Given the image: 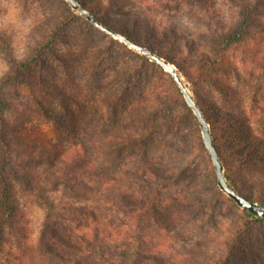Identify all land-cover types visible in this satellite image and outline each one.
Returning <instances> with one entry per match:
<instances>
[{
    "label": "rangeland",
    "instance_id": "obj_1",
    "mask_svg": "<svg viewBox=\"0 0 264 264\" xmlns=\"http://www.w3.org/2000/svg\"><path fill=\"white\" fill-rule=\"evenodd\" d=\"M86 1L90 3L91 0ZM94 1L97 8L93 10L96 15L101 14V19L109 29L112 27L119 33L128 32L142 45V39H145L177 63L188 79L178 72L183 83L208 119L225 116L231 117L233 121L245 117L250 125L262 133L264 14L262 18L259 15L264 13V5L259 8L261 12L252 13L246 38L226 51L220 63L209 65L204 64L203 59L213 61L218 39L237 27L244 8L242 0ZM143 21L150 24L146 31L144 25H139ZM49 40L50 50L36 54V49ZM132 53L137 52L93 27L65 0H0V102L3 103L0 119L7 124L6 131L13 144L12 157L19 158L28 153L30 146L25 141L33 144L36 147L33 157L40 158L25 163L27 172L33 173L36 182L43 184L48 195L56 201L59 198L60 201L79 203L82 195L69 193L65 184L58 181L55 175L59 173L65 177L66 171L59 165L51 164L45 153L38 152L39 145L49 146L59 139L65 144L72 142V133L43 120L36 103L60 110L61 117L70 128V116L62 109L75 112L81 109L89 113L87 120L85 117L76 119L75 115L74 122L78 127L92 118L100 125H109L117 119L111 118L104 106L100 107L101 86L113 81L111 76L114 68L119 69L121 81L128 67L134 64L145 66L147 70L142 68L145 77L135 78L138 80L135 98L142 93L145 95L147 84L151 85L152 82L163 99V106L168 105L167 110L177 115L170 129L157 130L156 143L147 149L159 168L151 188L165 194L199 196L215 206L213 211L205 205L202 206L204 209L194 213L183 211L173 214L171 232L162 233L166 239L157 243L160 257L168 264H188L189 261L197 262L206 253L219 255L222 249L220 242L225 237L221 232L225 227L232 228L236 224L241 209L234 207L224 194L218 197L217 204L212 201L216 194L211 183L212 165L208 163L204 152L195 147V138L198 131L200 135V130L192 111L188 107L190 112L185 111L178 90L166 73L155 63H146L139 57L145 56L138 53L139 56H134ZM36 56L43 64L39 61L26 70L23 65H31V58ZM86 57L94 60L90 73L80 70L78 66ZM95 59H98L99 65ZM13 70L16 71L13 77L25 81L27 85L24 82L17 83L14 79H10V83L4 82ZM107 91L104 89V92ZM97 108L99 111H95ZM146 122L144 119L140 121L141 124H150ZM112 125L104 132L99 131L98 135L116 131L113 128L116 124ZM162 158L164 165L160 166ZM125 166L131 168L133 162L127 161ZM263 172L262 163L250 169L246 173V184L253 190L264 187V181L261 180ZM125 181L131 180L125 178ZM119 183L117 181L114 189L121 185ZM114 189L110 199L118 207L121 205L119 191ZM13 200L29 245L36 246L43 209L34 199L25 200V206H22L24 201L18 195L14 194ZM113 218L116 224L130 223V219L118 212L117 208ZM126 231L139 233L134 224ZM154 243L152 241L151 246ZM243 244L245 264H264V221L252 226L244 235Z\"/></svg>",
    "mask_w": 264,
    "mask_h": 264
},
{
    "label": "trees",
    "instance_id": "obj_2",
    "mask_svg": "<svg viewBox=\"0 0 264 264\" xmlns=\"http://www.w3.org/2000/svg\"><path fill=\"white\" fill-rule=\"evenodd\" d=\"M76 1L97 20L103 24L106 23L101 19V14L96 15L97 13L93 10L97 8L94 0L90 3L86 0ZM183 1L191 2V0ZM242 1L244 8L236 24L237 27L218 39L216 57L211 62L210 59L204 58V64L220 63L224 58V53L231 47L237 46L248 35L252 13L255 14L260 11L259 8H263L264 0ZM263 14L259 15L260 18ZM262 22L264 23V17ZM139 25H144L146 31L148 30L147 25L150 24L143 21ZM110 29L117 33L120 32L112 27ZM120 34L142 45L140 40H135L130 33ZM142 42V46L172 64L187 79L173 59H168L163 51L148 44L145 39H142ZM50 45L49 40L39 46L36 54L42 50L49 51ZM132 55L139 56L137 53H132ZM139 57L146 63H153L146 57ZM83 60L81 64L78 63L79 69L90 73L92 71L90 66L94 60L88 57ZM39 61L43 64L37 56L32 57L31 65L23 66L27 70L29 66ZM95 63L99 65L98 59H95ZM142 68L147 70L145 66L136 64L128 67L121 81H119V69L114 68L111 76L113 81L103 83L104 85L101 86L103 88L99 95L101 96L100 107L104 106L111 118L116 117L117 119L109 125H100L92 118L83 126L78 127L74 122L75 115L76 119L85 117L87 120L89 113L81 109L76 112L62 109L70 116L69 121L72 123V128H70L66 125L65 119L61 117L60 110L50 109L41 103H36L38 113L43 120L61 129L66 128L72 133V142L65 144V141L59 139L57 143L49 146L38 144L40 146L38 152L45 153L51 164L59 165V168L66 171L65 177L60 176L59 173L55 175L59 178L58 181L65 184L69 193L82 195L83 198L79 203L70 200L60 201L59 198L56 201L48 195L43 184L36 182L35 175L27 172L25 163L29 164L40 158L33 157L36 152L33 144L25 141V144L30 146L28 153L19 158L12 157L13 144L6 131L7 124L0 119V264H168L161 259V251L157 243L166 239L162 233L171 232L173 214L183 211L194 213L204 209L202 206L205 205L210 208V211L214 210L215 206L202 197L165 194L151 188L159 168L154 162V156L149 155L147 149L156 143L157 130L170 129L177 115L167 110L168 105L163 106V99L151 81V85L148 83L145 88V95L142 93L135 98V90L138 89L136 79L145 77ZM14 73L16 71L13 70L4 82L10 83V79H14L17 83L24 82L27 85L25 81L13 77ZM104 89H108L107 93ZM29 95L34 98L32 93ZM180 100L185 111L189 113L190 110L181 95ZM2 106L3 103L0 102L1 109ZM202 113L209 122L210 137L217 151L226 182L250 201L264 205V187L258 182L260 187L253 190L245 182L246 173L250 169L259 167V163L264 164V120L261 122V133L250 125L245 117L235 118L233 121L231 117L225 116L221 119L210 120L204 111ZM143 119L150 124H141L140 121ZM113 123L116 124L113 127L116 131L105 133L102 136L98 135L99 131L104 132L105 129L113 126ZM176 126L177 123L174 129ZM195 147L204 152L206 159L209 160L199 131L195 138ZM127 161L133 162L131 168H126ZM208 163L211 161L209 160ZM159 164L164 165L163 158ZM210 171L212 173L211 183L216 190L212 201L217 204L218 197L223 196V193L216 185L212 166H210ZM125 178L131 181H125ZM261 180L264 181V172ZM117 181H120L121 185L114 189ZM113 189L119 191L118 200L121 205L118 207L110 199ZM14 194L24 201L22 206L27 203L25 200L34 199L43 209L36 246L29 245L19 211L12 203ZM226 201L230 200L226 199ZM233 205L239 208L234 203ZM116 208L124 217L130 219L129 224L125 222L116 224L113 218ZM261 221H264V218L241 210V216L236 224L232 228L225 227L221 232L225 237L220 242L222 249L219 255L206 253L197 262L187 263L245 264L243 237L255 223ZM132 224L139 233L133 234L126 231ZM152 241L155 242L153 246H151Z\"/></svg>",
    "mask_w": 264,
    "mask_h": 264
},
{
    "label": "water",
    "instance_id": "obj_3",
    "mask_svg": "<svg viewBox=\"0 0 264 264\" xmlns=\"http://www.w3.org/2000/svg\"><path fill=\"white\" fill-rule=\"evenodd\" d=\"M65 2L75 11H77L81 16H83L93 27L97 28L101 32L109 35L111 38L123 43L127 48L137 52L140 55L145 56L149 59V61L155 63L164 73H166L178 92L180 93L184 103L186 106L192 111L194 118L198 123V127L200 130L202 144L209 156V160L211 161L216 185L218 189L226 195L236 206H238L241 210H246L249 214L264 218V205H260L254 203L237 193L225 180L223 176L222 166L215 149V146L212 143L210 133H209V125L207 119L204 117L201 109L194 101L193 97L187 90V87L182 81V78L175 67L161 58L159 55L153 53L151 50L146 47L136 44L135 42L129 40L125 36L120 33H117L111 29H109L105 24L97 20L91 13L82 8L76 0H65Z\"/></svg>",
    "mask_w": 264,
    "mask_h": 264
}]
</instances>
